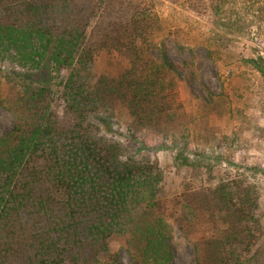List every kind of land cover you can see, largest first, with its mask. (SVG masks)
Returning a JSON list of instances; mask_svg holds the SVG:
<instances>
[{
    "label": "trees",
    "instance_id": "trees-1",
    "mask_svg": "<svg viewBox=\"0 0 264 264\" xmlns=\"http://www.w3.org/2000/svg\"><path fill=\"white\" fill-rule=\"evenodd\" d=\"M160 32V18L138 0H0V62L24 71L49 62L70 73L63 122L48 88L6 101L15 123L0 136V264H119L117 238L133 264H173L174 229L188 237L204 224L214 236L194 246L195 264H264L255 187L191 190L167 217L151 149L108 137L90 120L111 106L152 126L178 110V82L184 74L194 81L198 66L196 58L173 64L165 42H155ZM102 52L128 66L94 82ZM262 61L247 64L264 74Z\"/></svg>",
    "mask_w": 264,
    "mask_h": 264
},
{
    "label": "rangeland",
    "instance_id": "rangeland-1",
    "mask_svg": "<svg viewBox=\"0 0 264 264\" xmlns=\"http://www.w3.org/2000/svg\"><path fill=\"white\" fill-rule=\"evenodd\" d=\"M138 1L160 18L156 44L165 42L173 64L196 58L198 76L191 81L190 74L183 75L178 82V110L152 126H139L124 108L111 106L100 108L91 122L108 137L122 143L135 137L151 149L163 174L160 198L167 217L176 211L175 202L191 190L242 181L258 191L257 215L264 235V74L247 64L261 59L264 66V0H228L220 7L212 0ZM127 66L122 56L102 52L91 80L117 78ZM69 75L49 62L25 71L0 62V136L15 123L6 101L12 102L27 87L50 89L57 119L65 121L62 95ZM212 236L213 229L205 224L188 237L175 228L173 264H195L194 246ZM111 251L120 256L119 264H133L122 240L115 239Z\"/></svg>",
    "mask_w": 264,
    "mask_h": 264
}]
</instances>
